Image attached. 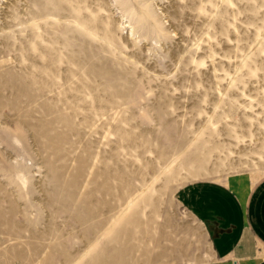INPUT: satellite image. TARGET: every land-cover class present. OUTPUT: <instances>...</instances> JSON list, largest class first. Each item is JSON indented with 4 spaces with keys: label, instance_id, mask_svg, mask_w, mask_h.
<instances>
[{
    "label": "rangeland",
    "instance_id": "obj_1",
    "mask_svg": "<svg viewBox=\"0 0 264 264\" xmlns=\"http://www.w3.org/2000/svg\"><path fill=\"white\" fill-rule=\"evenodd\" d=\"M220 187L264 205V0H0V264H220Z\"/></svg>",
    "mask_w": 264,
    "mask_h": 264
},
{
    "label": "crops",
    "instance_id": "obj_2",
    "mask_svg": "<svg viewBox=\"0 0 264 264\" xmlns=\"http://www.w3.org/2000/svg\"><path fill=\"white\" fill-rule=\"evenodd\" d=\"M219 188L217 196L210 200L224 199L221 204L209 203L197 208L202 219L216 227L220 223V264H264V205L258 201L242 199L232 190Z\"/></svg>",
    "mask_w": 264,
    "mask_h": 264
}]
</instances>
